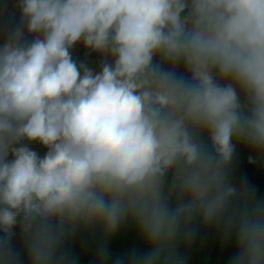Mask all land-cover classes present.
Returning <instances> with one entry per match:
<instances>
[{"label":"clouds","instance_id":"obj_1","mask_svg":"<svg viewBox=\"0 0 264 264\" xmlns=\"http://www.w3.org/2000/svg\"><path fill=\"white\" fill-rule=\"evenodd\" d=\"M15 7L0 43V264H78L76 242L108 264L128 227L146 251L114 264H186L201 229L234 246L229 264H264V199L232 175L238 145L264 160V0Z\"/></svg>","mask_w":264,"mask_h":264},{"label":"rangeland","instance_id":"obj_2","mask_svg":"<svg viewBox=\"0 0 264 264\" xmlns=\"http://www.w3.org/2000/svg\"><path fill=\"white\" fill-rule=\"evenodd\" d=\"M17 0H1L0 11L12 17L20 16L19 9L15 7ZM3 37L0 35V43L3 42ZM86 50L82 45H78L74 49V58L83 60L85 58ZM88 63L95 71H99L98 61L100 57L95 53L88 54ZM32 147L36 149L41 155L46 151L38 144H33ZM249 157H255V154L243 146L238 145L236 154L232 162V175L236 183L247 180L248 184L253 187L250 182L251 175H264V160L258 161L255 164H249ZM254 188V187H253ZM264 190V188H263ZM202 245L206 257L213 260L214 264H229L230 258L234 255V246H224L219 237L214 232H204L202 234ZM13 244L17 247L18 243L13 239ZM146 251V246L138 238L135 230L130 227L123 229L117 236L109 242L108 250V264H114L116 258L121 255H126L131 250ZM73 252L78 259V264H95L94 248H81L78 242L73 247Z\"/></svg>","mask_w":264,"mask_h":264},{"label":"trees","instance_id":"obj_3","mask_svg":"<svg viewBox=\"0 0 264 264\" xmlns=\"http://www.w3.org/2000/svg\"><path fill=\"white\" fill-rule=\"evenodd\" d=\"M1 1V0H0ZM19 22V17H12L6 13L0 11V35L4 38L5 36V28L11 24L13 26L17 25ZM250 182L253 185L257 197L264 199V175L254 174L250 177ZM131 230H134L130 227ZM204 230H200L197 238L194 240L192 245L187 249H182V253L186 257V264H214L213 260L206 257L204 254V249L202 245V234ZM14 239L17 241L18 246L21 245V241L19 238V230L16 229V236Z\"/></svg>","mask_w":264,"mask_h":264}]
</instances>
